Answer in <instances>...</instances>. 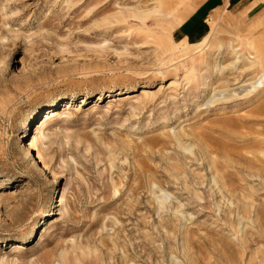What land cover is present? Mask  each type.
<instances>
[{
	"label": "rangeland",
	"instance_id": "1",
	"mask_svg": "<svg viewBox=\"0 0 264 264\" xmlns=\"http://www.w3.org/2000/svg\"><path fill=\"white\" fill-rule=\"evenodd\" d=\"M188 1L0 0V264H264V19Z\"/></svg>",
	"mask_w": 264,
	"mask_h": 264
},
{
	"label": "crops",
	"instance_id": "2",
	"mask_svg": "<svg viewBox=\"0 0 264 264\" xmlns=\"http://www.w3.org/2000/svg\"><path fill=\"white\" fill-rule=\"evenodd\" d=\"M188 3L194 6L181 9V12L185 10L179 17L183 22L175 28L180 38L189 37L207 19L225 11L240 16H253L255 22L264 19V0H189Z\"/></svg>",
	"mask_w": 264,
	"mask_h": 264
},
{
	"label": "bare ground",
	"instance_id": "3",
	"mask_svg": "<svg viewBox=\"0 0 264 264\" xmlns=\"http://www.w3.org/2000/svg\"><path fill=\"white\" fill-rule=\"evenodd\" d=\"M231 51V50H230ZM231 53L232 54H230V56L232 55V56H237V52L235 51V50H233L232 49V51H231ZM240 55V54H239ZM235 57H233V59H235ZM254 56H252L251 54H248L246 57H245V60L248 62V64H249V66H253V65H255V60L253 61V58ZM256 63H258V62H256ZM259 65V64H258ZM245 67V66H244ZM260 69V68H259ZM213 92V91H212ZM31 146V145H30ZM29 146V147H30Z\"/></svg>",
	"mask_w": 264,
	"mask_h": 264
}]
</instances>
